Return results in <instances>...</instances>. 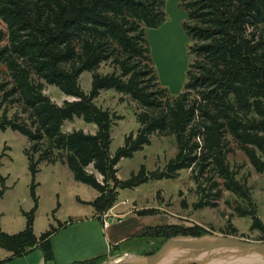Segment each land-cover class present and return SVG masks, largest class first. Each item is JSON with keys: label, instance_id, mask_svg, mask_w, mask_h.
Here are the masks:
<instances>
[{"label": "trees", "instance_id": "trees-1", "mask_svg": "<svg viewBox=\"0 0 264 264\" xmlns=\"http://www.w3.org/2000/svg\"><path fill=\"white\" fill-rule=\"evenodd\" d=\"M166 5V0H0V108L10 105L20 112L11 121L4 118L0 129L11 128L31 143L27 157L35 202L23 233L5 234L0 217V248L12 255L0 264L35 251H41L47 263L55 259L51 241L67 227L53 228L41 239L34 231L41 164L67 166L78 183L96 190L99 197L91 205L100 221L116 206L120 191L152 181H176L184 171H192L198 180L217 175L226 191L247 204L248 211L237 213L253 219L252 230L263 235L257 242L264 243V224L250 190L236 180L229 163L238 151L264 175V0H180L187 14L184 30L191 62L184 93L178 97L162 87L147 37L149 30L167 23ZM105 65L115 72L101 75ZM85 73L93 75L90 95L80 85ZM46 86L75 101L53 104L45 96ZM107 91L127 96L138 106L137 137L132 134L114 157L115 117L95 104ZM76 119L96 126V135L65 134L64 125ZM155 136L174 138L176 157L163 172L147 174L143 167L130 180L120 181V162L151 147ZM204 206L211 205L200 202L195 209ZM154 214L152 210L139 216ZM211 234L200 226L169 225L146 228L125 243H156L155 250L143 254L151 256L173 238ZM223 236L243 239L235 228ZM120 249L75 264H103Z\"/></svg>", "mask_w": 264, "mask_h": 264}, {"label": "rangeland", "instance_id": "rangeland-1", "mask_svg": "<svg viewBox=\"0 0 264 264\" xmlns=\"http://www.w3.org/2000/svg\"><path fill=\"white\" fill-rule=\"evenodd\" d=\"M166 4L167 23L160 29L149 30L147 37L162 87L168 90L172 97H178L184 93L187 84L191 43L184 30L187 14L180 7V0H166ZM114 72L112 65H105L99 73L105 76ZM92 83L93 75L90 73H85L80 80L82 90L87 95L92 91ZM44 93L59 107L65 102L75 101L62 95L54 87L46 86ZM95 104L115 117L111 133L113 140L111 154L114 157L132 134L137 137L140 129L136 117L138 106L129 97L116 91L103 92ZM19 113L16 107L10 105L0 108V126L4 118L11 121ZM80 131L96 135L97 127L87 125L79 119L66 123L63 127L65 134ZM30 147L31 143L27 137L11 128L0 129V175L4 180L0 182V217L2 230L9 236L26 231L28 215L35 209L32 197L33 177L27 157ZM177 151L174 138L163 139L155 136L152 138L151 147H146L133 159L120 162L117 167L118 179L128 181L134 175H138L143 167L146 168L147 174L163 172L168 163L176 157ZM229 163L236 180L250 190L257 217L264 224V175L258 174L253 165L238 151L231 154ZM39 170L36 177V193L39 200L34 223L36 237L41 239L53 228L66 226L68 230L65 231L67 228L60 230L52 241L62 251L63 242L71 241L70 234L76 230L70 229L79 226L85 231L87 238L76 240L67 250L82 257H91L94 255L92 248L98 250L101 247H96L98 230L95 231V226L98 225L92 222H97L101 228L103 224L96 219L97 212L91 205L97 200L99 193L89 186L78 183L70 169L62 164H41ZM90 172L94 173L92 168ZM97 177L99 182L103 183V178L99 175ZM198 178L192 171H184L176 181H152L134 190L120 191L118 203L108 214L113 217L111 220H121L122 217L130 216L140 218L146 222L144 229L169 225L186 228L200 226L214 235L223 236L231 228H235L243 241L258 243L263 235L260 231L252 230L253 219L242 218L237 213L239 209L248 211L247 204L226 191L217 175L204 176L199 180ZM200 202L211 206L195 209ZM152 210L156 214L145 218L139 216L141 212ZM108 214L103 215L102 219ZM156 245L152 242L146 244L136 241L123 243L121 249L113 253L103 264L109 261H123L126 257L143 256L144 253L155 250ZM37 252L14 259L8 264H29V261L37 260L38 263L44 262L43 253ZM107 255H110V252ZM11 259L12 255L0 248V261L7 262ZM45 264L48 263L45 261Z\"/></svg>", "mask_w": 264, "mask_h": 264}, {"label": "water", "instance_id": "water-1", "mask_svg": "<svg viewBox=\"0 0 264 264\" xmlns=\"http://www.w3.org/2000/svg\"><path fill=\"white\" fill-rule=\"evenodd\" d=\"M107 264H264V243L214 234L177 237L154 255H136Z\"/></svg>", "mask_w": 264, "mask_h": 264}, {"label": "crops", "instance_id": "crops-1", "mask_svg": "<svg viewBox=\"0 0 264 264\" xmlns=\"http://www.w3.org/2000/svg\"><path fill=\"white\" fill-rule=\"evenodd\" d=\"M109 215V214H108ZM111 217V216H109ZM113 218V217H111ZM98 219V217H96ZM101 219V223L103 224V229L101 228V225L98 224L97 222H92L95 226V231L98 230V235H96L98 242L96 243L97 246H101L98 248V250H94L92 248V252L94 255L91 257H82L76 252H72L70 250H67L69 246L73 245L76 240H80V238L86 237V233L83 229H81L79 226H76V228H71V225L69 228L76 229L70 234V240L71 241H64L62 244V251L58 249V247L55 245V242L51 241L53 252H54V261L48 264H75L87 260H92L93 258H97L100 256H104L109 254L111 251V248L117 247L123 243H125L128 239L134 237L135 235L141 233L143 229L145 228L146 222H144L140 218H134L132 216L130 217H122L121 220H115V219H110V220H104ZM108 221V226L105 227V223ZM147 228V227H146ZM68 228L65 230L67 231ZM69 230V231H70ZM69 233V232H67ZM37 251L33 252L36 253ZM38 253V252H37ZM43 255V254H42ZM87 256V255H86ZM29 264H45V259L44 262L41 261L38 263V260L35 262L29 261Z\"/></svg>", "mask_w": 264, "mask_h": 264}, {"label": "built area", "instance_id": "built-area-1", "mask_svg": "<svg viewBox=\"0 0 264 264\" xmlns=\"http://www.w3.org/2000/svg\"><path fill=\"white\" fill-rule=\"evenodd\" d=\"M105 219H106V220H110L111 217H109V215H107V216H105ZM105 219H104V220H105ZM107 226H108V221L105 223V227H107Z\"/></svg>", "mask_w": 264, "mask_h": 264}]
</instances>
